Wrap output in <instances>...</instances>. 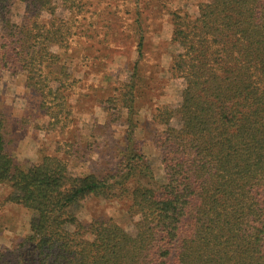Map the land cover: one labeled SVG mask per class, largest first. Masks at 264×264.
<instances>
[{"label": "trees", "instance_id": "trees-1", "mask_svg": "<svg viewBox=\"0 0 264 264\" xmlns=\"http://www.w3.org/2000/svg\"><path fill=\"white\" fill-rule=\"evenodd\" d=\"M82 3L0 0V77L22 75L53 129L71 115L78 79L66 60ZM172 26L167 75L180 85L151 116L160 126L152 161L135 136L131 85L108 99L121 103L123 145L99 174L73 173L55 153L20 166L0 110L5 202L31 212L27 233L0 248V264H264V0H206L193 14L174 12ZM88 199L127 203L132 230L78 217Z\"/></svg>", "mask_w": 264, "mask_h": 264}, {"label": "rangeland", "instance_id": "rangeland-1", "mask_svg": "<svg viewBox=\"0 0 264 264\" xmlns=\"http://www.w3.org/2000/svg\"><path fill=\"white\" fill-rule=\"evenodd\" d=\"M203 1L83 0L75 18L78 43L70 44L71 57L66 60L78 81L67 98L71 115L62 129L48 126V118L37 109L39 99L24 86L22 75L11 77L4 71L0 77V110L6 118V137L11 140L8 151L14 160L27 168L43 155L55 153L69 159L73 173L99 174L112 167L123 145L124 115H118L113 107L121 103L108 99L128 95L126 84L132 86L136 101L135 136L143 153L154 160L156 151L151 139L160 126L151 116L157 106L176 100L180 85L179 80L167 75L175 50L172 15L193 14ZM17 8L19 11L23 7L19 4ZM67 14L64 10L61 16ZM139 33L144 37L141 57L136 51ZM152 166L155 179L162 181L161 166ZM7 193V187L0 185V248L19 242L31 218L28 210L5 202ZM126 206L122 201L88 199L78 209V217L86 222L110 218L131 231Z\"/></svg>", "mask_w": 264, "mask_h": 264}]
</instances>
